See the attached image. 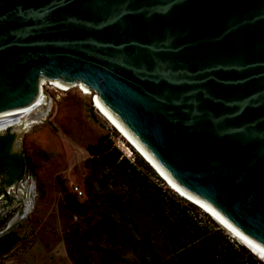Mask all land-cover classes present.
Returning <instances> with one entry per match:
<instances>
[{"label": "water", "instance_id": "95a60500", "mask_svg": "<svg viewBox=\"0 0 264 264\" xmlns=\"http://www.w3.org/2000/svg\"><path fill=\"white\" fill-rule=\"evenodd\" d=\"M41 82L94 94L264 263V0H0V131L19 143Z\"/></svg>", "mask_w": 264, "mask_h": 264}, {"label": "trees", "instance_id": "16d2710c", "mask_svg": "<svg viewBox=\"0 0 264 264\" xmlns=\"http://www.w3.org/2000/svg\"><path fill=\"white\" fill-rule=\"evenodd\" d=\"M87 153V200L63 189L66 208L85 224L72 249L68 243L74 264H264L200 208L164 187L145 160L123 156L108 135ZM90 205L99 212L93 224ZM19 242L14 231L1 235L0 258Z\"/></svg>", "mask_w": 264, "mask_h": 264}, {"label": "rangeland", "instance_id": "374dc122", "mask_svg": "<svg viewBox=\"0 0 264 264\" xmlns=\"http://www.w3.org/2000/svg\"><path fill=\"white\" fill-rule=\"evenodd\" d=\"M41 89L43 103L36 108L34 124L21 134L26 179L22 186L6 190L8 195L0 194V236L14 231L20 238L15 248L0 258V264H74L68 250L72 249L74 236L85 230V224L66 208L63 189L80 202L87 200V147L101 136L108 135L130 161H144L95 109L94 94L84 95L78 87L64 92L49 84ZM155 174L164 187L186 201ZM90 208L87 219L93 224L99 212ZM199 212L205 214L201 209Z\"/></svg>", "mask_w": 264, "mask_h": 264}, {"label": "flooded vegetation", "instance_id": "af4514ba", "mask_svg": "<svg viewBox=\"0 0 264 264\" xmlns=\"http://www.w3.org/2000/svg\"><path fill=\"white\" fill-rule=\"evenodd\" d=\"M22 143L16 140L15 130L11 127L0 131V194L6 189L22 186L26 179L27 159Z\"/></svg>", "mask_w": 264, "mask_h": 264}, {"label": "bare ground", "instance_id": "6f19581e", "mask_svg": "<svg viewBox=\"0 0 264 264\" xmlns=\"http://www.w3.org/2000/svg\"><path fill=\"white\" fill-rule=\"evenodd\" d=\"M45 84H49L50 86L56 88L50 83H45L41 82L38 87V92L36 93L35 96V105L36 108L40 104L43 103L42 99V87ZM73 87H78L79 90L82 92L84 95H89L90 93L83 90L78 84L73 86ZM71 87V88H73ZM71 88L65 90L68 91ZM58 89V88H56ZM60 90V89H58ZM63 91V90H60ZM64 91V92H65ZM96 98V96H95ZM94 98V107L95 109L99 112V114L123 137L127 140V142L136 150V152L139 153V155L143 158V160L146 161L148 165H151L152 169L154 171H157L156 173L159 175V177L166 182V184L175 192L177 193L180 197L184 198L186 201L190 202L191 204L196 205V207L200 208L204 213H206L216 224H218L230 237L234 240H236L240 245L248 249L255 257H257L249 248H247L237 237H235L225 226H223L213 215H211L203 206H201L194 198H192L187 192H185L182 188H180L177 184H175L172 180H170L167 176H165L158 168L157 166L114 124V122L107 116V114L100 108V106L96 103V99ZM34 124V122H31ZM258 258V257H257ZM259 259V258H258ZM260 260V259H259Z\"/></svg>", "mask_w": 264, "mask_h": 264}]
</instances>
